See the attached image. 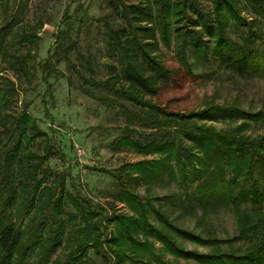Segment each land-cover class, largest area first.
Instances as JSON below:
<instances>
[{
    "label": "trees",
    "instance_id": "16d2710c",
    "mask_svg": "<svg viewBox=\"0 0 264 264\" xmlns=\"http://www.w3.org/2000/svg\"><path fill=\"white\" fill-rule=\"evenodd\" d=\"M71 1L77 5L72 14L65 8L61 24L82 25L86 11L80 0ZM116 1L114 6L120 7L123 23H104L105 44L116 55L118 65H108L104 78L87 76L76 68L75 71L81 83L133 104L135 109L128 111V115L139 128L151 134L164 130L168 135L165 139L152 137L144 144L127 137L117 141L118 145L157 156L124 164V173L113 174V195L131 214L113 211L109 216L105 207L83 194L65 195L62 177L58 191L46 193L51 188L42 185L37 174L51 156L49 146H44L41 153L22 150L23 139L29 140V134L33 137L41 132L26 112L0 113V264H32L27 259L33 254L40 258L34 264H45L65 232V217L76 219L77 215L83 221L80 231L84 237L63 262L53 260L50 264H77L88 248L101 256L105 264L159 260L155 242L160 245V254L168 253L196 264H264V133L252 136L244 132L249 122L264 125V104L257 110H248L234 98L222 103L208 100L198 109L170 111L150 98L161 83L175 74L157 53L159 42L170 45L171 33L181 37L195 33V51L220 69L238 76L264 78V0H245L248 14L242 13L239 0H209V6L201 5L200 0H153L158 6L155 10L149 0L144 4ZM17 13L18 8L1 17L0 47L12 30ZM183 20L198 30L183 32L179 25ZM63 33L66 31L60 29L55 34L54 47L36 64L48 98L52 97L49 78L60 74L56 65L62 57L68 60ZM198 34L209 39L205 48L196 43L201 36ZM15 36L20 44L38 38L36 32L24 30L15 32ZM32 57L29 52L21 56L25 69ZM176 58L180 70L191 71L184 41L177 42ZM2 99L0 92V102ZM221 120L234 125L228 129L213 125ZM22 159L26 162L27 182L19 180L24 170ZM162 173L181 189L177 205L184 212L196 215L199 209L200 216L205 217L219 207L227 208L234 219L235 234L219 238L195 233L175 224L150 197L137 193L141 182L160 178ZM69 204L76 208L75 213ZM24 217L26 230L21 228ZM57 221L53 231L49 225ZM106 222L111 224L110 228ZM46 229L47 236L43 235ZM176 237L208 250L186 249Z\"/></svg>",
    "mask_w": 264,
    "mask_h": 264
},
{
    "label": "rangeland",
    "instance_id": "374dc122",
    "mask_svg": "<svg viewBox=\"0 0 264 264\" xmlns=\"http://www.w3.org/2000/svg\"><path fill=\"white\" fill-rule=\"evenodd\" d=\"M109 1L112 0H80L87 18L83 20L82 25L77 23L63 25L61 19L65 8L68 7V13L72 14L76 2L22 0L19 5V0H0V19L4 12L11 14L18 8L14 26L0 47V92L3 93L0 113L16 115L26 112L41 132L40 135L33 137L29 134V140L23 139L22 150L41 153L44 146H49L51 156L37 174V178L43 180L42 185L51 188V191L46 193L55 194L62 177L65 195L74 197L78 193L83 194L93 203L105 207L107 215L110 216L113 211L116 214H131L113 195L115 190L113 174L124 173L121 169L124 164L143 159L151 160L157 156L154 153H141L127 145H118L117 141L127 137L144 144L152 137L165 139L168 133L163 130L151 134L147 129L139 128L128 115V111L135 109L133 104L81 83L75 71L76 68L87 76L104 78L107 76L108 65H118L116 55L105 44L107 31L104 22L107 20L111 25L118 26L123 20L120 7L114 6L117 1L113 0V3ZM124 1L144 4L147 0ZM149 2L153 10L158 7L153 0ZM200 2L203 6H209V0ZM239 3L242 13L248 14L245 0H239ZM179 25L182 26L183 32L198 30L197 26L185 20ZM60 29L62 32L66 31L62 40L68 60L62 57L56 65L60 74L49 78L52 97L48 98L44 93L45 84L41 81V73L36 64L52 50L54 36ZM23 30L36 32L38 38L20 44L16 41L15 32ZM193 34L195 33H186L181 37L171 33L169 46L159 42L157 53L167 66L175 70V74L157 87L155 94L150 96L152 101L166 110L188 111L201 108L208 100L222 103L237 98L243 108L259 109L264 104V78L238 76L229 70L218 68L209 58L201 57L195 51L192 45L195 39L192 38ZM198 35L201 36L197 38L196 43L205 48L210 43L209 39L203 34ZM181 41H184L186 56L191 65V71L187 73L179 69L176 58L177 42ZM27 52L33 57L29 61L28 69H25L20 60ZM177 69L179 71H176ZM212 70L214 74L209 75ZM213 125L219 129H228L234 124L221 120L214 122ZM244 132L252 136L264 133V125L249 122ZM22 163L24 170L19 180L27 182L24 159ZM136 191L141 197H150L153 204L167 212L175 224L195 233L219 238L235 234L234 219L227 208L219 207L205 217L200 216L199 209H196V215L184 212L177 205V196L181 189L174 181L168 179L166 173H162L160 178L141 182ZM41 198L43 201L46 200L45 196ZM38 202L39 198L36 200V203ZM68 207L72 213L76 212L75 207L70 204ZM96 211L101 212L97 208ZM58 223L59 221L49 227L55 231ZM26 224L24 217L21 223L23 230H26ZM82 224L79 215L76 219L65 217V232L59 236L60 243L44 261L45 264H50L53 260L59 262L65 260L67 253L84 237V233L80 231ZM105 224L109 226L108 228L111 227V224L107 222ZM47 230L43 235L47 236ZM176 239L186 249L208 250L206 246H200L187 239L181 237ZM154 246L155 253L159 254V260L143 262L128 260L125 264H196L191 260L174 258L168 253L160 254L158 242H155ZM27 261L34 264L39 262L40 258L33 254ZM77 264H105V261L88 248L77 260Z\"/></svg>",
    "mask_w": 264,
    "mask_h": 264
}]
</instances>
